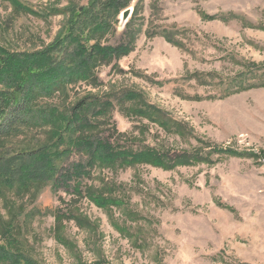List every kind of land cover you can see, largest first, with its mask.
Wrapping results in <instances>:
<instances>
[{
    "label": "rangeland",
    "instance_id": "obj_1",
    "mask_svg": "<svg viewBox=\"0 0 264 264\" xmlns=\"http://www.w3.org/2000/svg\"><path fill=\"white\" fill-rule=\"evenodd\" d=\"M88 1L0 0V47L43 50L67 24L58 11ZM130 7L129 30L119 16L116 33L103 42L132 39L130 53L96 68V83L72 84L37 104L66 115L88 98L90 120L108 102L105 117L90 120L97 129L85 133L130 152H196L211 161L86 168L82 191L93 189L103 205L66 187L22 196L3 190L0 245L9 250L17 239L13 247L34 264H264V88L227 96L239 75L247 84L264 78V68L256 71L264 66V0H130ZM128 93L176 127L166 132L138 115ZM52 138L49 128L19 127L0 147L20 152ZM82 161L76 151L60 168Z\"/></svg>",
    "mask_w": 264,
    "mask_h": 264
},
{
    "label": "trees",
    "instance_id": "obj_2",
    "mask_svg": "<svg viewBox=\"0 0 264 264\" xmlns=\"http://www.w3.org/2000/svg\"><path fill=\"white\" fill-rule=\"evenodd\" d=\"M14 5L17 9H25L17 3ZM129 8H131L130 0H89L86 6L75 5L62 12L56 10L60 15H68L67 24L62 34L43 50L32 54L11 53L0 47V142L13 136L19 127H27V130L49 128L50 133L55 137L45 144L20 152L12 153L11 150L0 147L1 195L3 190H7L22 196L34 188L52 185L54 189L59 187L73 189V194L77 196L86 193L87 197L103 205L104 202L92 194L93 189L85 188L84 193L82 191L81 178L89 176L85 172L86 168L91 170L96 166L149 164L173 169L176 166L211 161L209 156L204 158L196 152L165 155L151 148L130 152L118 149L109 141L97 140L85 133L97 129L98 125L90 120L93 115L97 118L105 117L111 105L108 102L98 104L90 120L88 112L92 103L88 102V98L79 101L66 115L62 113L60 115L55 107L49 105L42 107L37 104L40 98H51L55 93H64L72 84L96 83L94 77L96 68L110 64L114 59H120L130 53L132 39L115 47L103 45L109 36L116 33L119 16ZM203 17L207 20L216 19L211 16ZM126 27L129 30V22ZM165 38L169 43H174L168 36ZM263 68L264 66L260 65L256 67V71H261ZM242 76L239 75L231 80L234 91L227 96L254 88H264V78L260 79L262 76L254 77L252 81L258 82L253 84H247ZM125 97L135 102L137 100L138 103L135 104L137 114L150 119L152 123L159 124L166 132L173 130L169 126L176 127L162 112L140 100L138 95L128 93ZM80 133L84 134L81 136ZM76 151L86 158V162L76 163L72 165L73 168L66 170L60 168L61 163L69 160ZM215 151L230 152L221 149ZM78 179L80 183L74 187L70 186ZM10 226L14 229L12 223ZM11 228H5L1 238ZM16 242L17 239L8 245L9 250L0 245V262L34 264L31 259L24 256L23 251L13 247Z\"/></svg>",
    "mask_w": 264,
    "mask_h": 264
},
{
    "label": "water",
    "instance_id": "obj_3",
    "mask_svg": "<svg viewBox=\"0 0 264 264\" xmlns=\"http://www.w3.org/2000/svg\"><path fill=\"white\" fill-rule=\"evenodd\" d=\"M133 12H134V9L132 8H129L125 10L124 12H122L121 17H122V20L125 22L124 28L126 24L129 22L130 18L132 17Z\"/></svg>",
    "mask_w": 264,
    "mask_h": 264
}]
</instances>
